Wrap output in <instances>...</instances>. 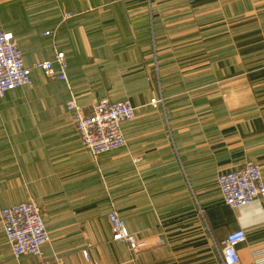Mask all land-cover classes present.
I'll return each mask as SVG.
<instances>
[{
    "label": "crops",
    "instance_id": "1",
    "mask_svg": "<svg viewBox=\"0 0 264 264\" xmlns=\"http://www.w3.org/2000/svg\"><path fill=\"white\" fill-rule=\"evenodd\" d=\"M151 1L0 0V30L13 34L25 66L63 52L69 83L31 70L30 87L0 100V209L34 202L50 236L41 258L15 260L0 226V264H221L217 249L240 229L238 264H264V198L231 209L216 185L247 162L264 180V0ZM204 14L220 17L208 19L214 25H251L255 35L232 42L224 31L213 69L199 74L195 38L181 28ZM157 41L152 99L162 101L153 104L144 68ZM170 61L176 70L164 68ZM121 76L132 79L126 90ZM70 94L82 108L127 95L136 111L122 125L126 145L94 160L66 110ZM111 210L146 242L143 252L111 240Z\"/></svg>",
    "mask_w": 264,
    "mask_h": 264
},
{
    "label": "built area",
    "instance_id": "2",
    "mask_svg": "<svg viewBox=\"0 0 264 264\" xmlns=\"http://www.w3.org/2000/svg\"><path fill=\"white\" fill-rule=\"evenodd\" d=\"M66 13L64 19L71 18ZM54 30L43 32L45 37H54ZM54 58L36 62L31 68L24 63L22 50L13 34L0 30V100L6 93L33 83L31 70H37L51 80H61L67 85V62L63 52L54 51ZM162 100L152 99L151 103ZM66 110L71 114L76 133L82 147L96 160L101 154L120 149L126 145L122 125L135 117L136 108L128 98L113 101L104 98L82 108L70 94ZM216 185L224 205L238 209L264 198V180L260 167L247 162L243 167L223 172L217 176ZM110 236L113 242L127 245L131 255H138L147 248L144 241H138L131 234L115 210L107 214ZM0 226L15 260L23 256L41 258L43 246L50 241L39 207L32 201L17 203L0 209ZM245 241V232L240 229L228 233L217 249L221 264H238L237 247ZM163 245L164 241L157 242ZM82 256L87 260V252ZM54 264H62L56 262Z\"/></svg>",
    "mask_w": 264,
    "mask_h": 264
},
{
    "label": "rangeland",
    "instance_id": "3",
    "mask_svg": "<svg viewBox=\"0 0 264 264\" xmlns=\"http://www.w3.org/2000/svg\"><path fill=\"white\" fill-rule=\"evenodd\" d=\"M225 0H219L220 6H222L223 2ZM226 1H233V4H239L240 0H226ZM153 2V0L151 1ZM235 2V3H234ZM184 7L187 6H194L195 5V0H184ZM158 5V4H157ZM154 7V5H153ZM159 8H161L160 5H158ZM239 8V7H238ZM152 12L154 13V8L152 9ZM159 12V10H158ZM185 17H192V16H185ZM200 18L204 20L200 24H198V19L195 17V23H191L189 25H184V29L181 28V30L185 31V34H192V35H184L185 38L191 37L195 38V72H200L199 74L203 73L206 74L209 72V70L213 69V64L214 60L216 58L215 54L219 50H216V45L219 40H223L224 36V31H226V38L230 37V40L232 42H235L238 37H243L242 35H250L249 37L246 36V38H251L254 37L255 32L254 29H250L251 25H241V24H236V25H229L228 22L223 23L224 21L221 20V25L213 24L211 23L212 21H208L209 18H214L215 20L220 19L219 16H208L207 14L201 15ZM222 19V17H221ZM234 19V18H233ZM154 23V21H153ZM216 23V22H215ZM235 23V22H234ZM248 29V30H247ZM167 32H170L171 35H174L176 37L177 33H182L180 32H175L168 30ZM195 34V35H194ZM228 35V36H227ZM159 33L156 31V39H158ZM155 55H153L152 63L151 66H147L148 64H145V75H148L149 78L151 79V93L154 92L155 96L149 95L148 97L150 99L155 98L158 94L160 89L158 88V74L160 75L161 71V63L159 62V46H158V41L156 42L155 45ZM154 50V47H153ZM174 52V51H173ZM175 53V52H174ZM165 65V64H164ZM169 68V70H176V63L170 61V64L166 65L164 68ZM120 80V87L118 88H124L126 90L127 88V83L130 82L132 79H128L125 76H121ZM174 80V79H173ZM174 83V82H173ZM109 98L112 99H119V98H127V95H118V94H113L111 96H108Z\"/></svg>",
    "mask_w": 264,
    "mask_h": 264
}]
</instances>
